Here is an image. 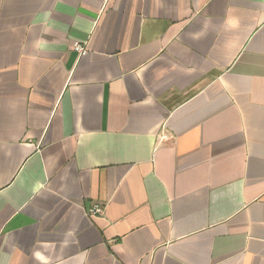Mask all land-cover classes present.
I'll use <instances>...</instances> for the list:
<instances>
[{
	"label": "crops",
	"instance_id": "1",
	"mask_svg": "<svg viewBox=\"0 0 264 264\" xmlns=\"http://www.w3.org/2000/svg\"><path fill=\"white\" fill-rule=\"evenodd\" d=\"M0 264H264V0H0Z\"/></svg>",
	"mask_w": 264,
	"mask_h": 264
},
{
	"label": "built area",
	"instance_id": "2",
	"mask_svg": "<svg viewBox=\"0 0 264 264\" xmlns=\"http://www.w3.org/2000/svg\"><path fill=\"white\" fill-rule=\"evenodd\" d=\"M74 51H77L81 55H85L87 53V48L81 44L80 42H75L74 44ZM105 207L100 203H95L93 207L88 210V214L90 216H96V215H104Z\"/></svg>",
	"mask_w": 264,
	"mask_h": 264
}]
</instances>
